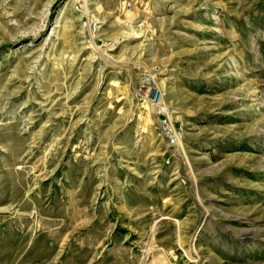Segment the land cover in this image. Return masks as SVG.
<instances>
[{
    "label": "rangeland",
    "instance_id": "obj_1",
    "mask_svg": "<svg viewBox=\"0 0 264 264\" xmlns=\"http://www.w3.org/2000/svg\"><path fill=\"white\" fill-rule=\"evenodd\" d=\"M130 2L0 0V264H264V0Z\"/></svg>",
    "mask_w": 264,
    "mask_h": 264
},
{
    "label": "built area",
    "instance_id": "obj_2",
    "mask_svg": "<svg viewBox=\"0 0 264 264\" xmlns=\"http://www.w3.org/2000/svg\"><path fill=\"white\" fill-rule=\"evenodd\" d=\"M65 4H69L72 9L81 15L82 28L89 30L93 35L100 32L101 24L99 14L97 12L102 6L103 0H60ZM125 10L132 7L131 0H113ZM97 45V41L94 42ZM111 44L102 42L101 47H107ZM139 100L141 102L140 109L146 112V118L151 116L156 121V137L164 140L170 148H177L184 135L183 126L177 127L166 109L164 102V88L159 83L157 76L152 73H146L140 80Z\"/></svg>",
    "mask_w": 264,
    "mask_h": 264
},
{
    "label": "bare ground",
    "instance_id": "obj_3",
    "mask_svg": "<svg viewBox=\"0 0 264 264\" xmlns=\"http://www.w3.org/2000/svg\"><path fill=\"white\" fill-rule=\"evenodd\" d=\"M65 11H66V6L61 9L60 14L65 13Z\"/></svg>",
    "mask_w": 264,
    "mask_h": 264
}]
</instances>
